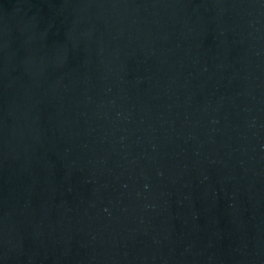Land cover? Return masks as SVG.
<instances>
[{
	"label": "water",
	"instance_id": "1",
	"mask_svg": "<svg viewBox=\"0 0 264 264\" xmlns=\"http://www.w3.org/2000/svg\"><path fill=\"white\" fill-rule=\"evenodd\" d=\"M0 264H264V0H0Z\"/></svg>",
	"mask_w": 264,
	"mask_h": 264
}]
</instances>
